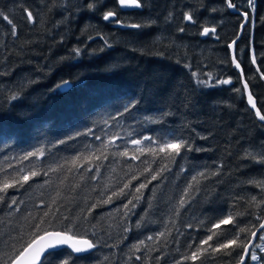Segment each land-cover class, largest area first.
<instances>
[{"label":"trees","instance_id":"1","mask_svg":"<svg viewBox=\"0 0 264 264\" xmlns=\"http://www.w3.org/2000/svg\"><path fill=\"white\" fill-rule=\"evenodd\" d=\"M141 3L123 11L117 0H0L15 25L13 35L0 17V181L37 172L0 193V264L41 219L40 234L70 227L96 245L58 249L43 264H236L264 220V121L229 47L247 13L236 59L264 115V0H232L240 12L227 0ZM108 11L140 27H114ZM205 27L216 31L203 38ZM170 139L186 143L179 155L158 152ZM261 237L264 229L246 264H264Z\"/></svg>","mask_w":264,"mask_h":264},{"label":"snow or ice","instance_id":"2","mask_svg":"<svg viewBox=\"0 0 264 264\" xmlns=\"http://www.w3.org/2000/svg\"><path fill=\"white\" fill-rule=\"evenodd\" d=\"M248 3L250 6H253V0H248ZM118 4L121 7H134V8H141L143 5L141 3V0H118ZM228 7L235 9L236 5L232 3V0H227ZM89 9H94L95 4L90 3L88 5ZM27 12L28 19H32V13L25 9ZM247 18L248 14H244ZM115 13L113 11H108L104 14L103 19L105 21L110 20V18H114ZM0 17L7 20L9 24H13L12 20L9 19L7 15H5L2 11H0ZM185 18L188 21H192L193 17L191 14H185ZM114 23H120V21H117L115 19L112 20ZM131 27H140V25H131ZM243 27V25H242ZM183 31V29H181ZM210 29L205 28L204 34H208ZM211 31H215V29H211ZM13 35H15V25L13 24ZM77 54H79V50H76ZM239 67V65H237ZM195 75V73H193ZM230 81H217V83H229ZM199 83L205 84L206 86H211L208 84V81H199ZM72 82L71 81H63L61 84L57 85L58 88H64V87H71ZM247 87V85H245ZM239 91V90H237ZM13 99H15V96H13ZM249 103L252 104V106L255 108V103H253L251 96H249ZM129 108L126 106L125 111H128ZM257 115L259 116V119L261 121H264V115H261L259 110H257ZM119 137H113L109 143H114L116 139ZM71 139V137H69ZM97 139H100V137H97ZM144 139L152 140L151 137H145ZM65 141L60 140L59 143H64ZM133 144L139 145L142 143L141 140L135 139L131 141ZM186 147V143L183 140H176V139H170L167 141L161 140L157 144V150L160 153H166L171 154L175 153L176 155L180 154L181 149ZM141 153H143V149L139 150ZM149 151H153V149L149 148ZM37 154L43 155L42 150H37L33 152H28L25 156V159H27L29 156H36ZM124 155H127V152L124 153ZM98 158V157H97ZM136 157H133L135 159ZM261 162H264V158H262ZM37 172L31 171L30 173H26L24 175L17 177H10L7 179H4L3 181H0V193L6 192L7 189L15 187L17 184H20L22 186L23 183H27L32 177L36 176ZM152 179H156V176L153 175ZM146 185L140 184L138 188H136V191L139 192L141 188H144ZM129 185L125 184L124 188H128ZM120 194H123V189L120 190ZM113 195H117V193H113ZM3 199V196H0V200ZM111 199V198H109ZM255 199V198H253ZM13 203H15V200H13ZM131 203V201H129ZM183 203V202H182ZM127 207V205H125ZM45 217L49 215V213L44 214ZM46 221L44 219H41L38 224L34 226V238L31 239V241L26 243V246L23 247V249L17 254L15 259L13 260L12 264H43V258H46L47 256H55L56 250L62 246H69L72 248V250L75 253H83L91 250L95 247V245L88 239L78 238L75 235H71V228H65L62 231H49L47 229H44L41 233V225H43ZM232 222V218L228 217L226 219H223L220 221L219 224L215 225V227L219 228L220 224H229ZM49 227H54V225L51 224V222H48ZM261 228H264V224L260 226ZM241 232L245 231V229L241 228ZM215 235V233H214ZM255 235V233H253ZM264 239V237H261ZM151 239V238H149ZM213 239L212 235H209L207 237V240L202 241L201 243L207 244L208 241H211ZM239 237L229 240L227 243H222L219 245V248H228L232 245L237 244ZM245 249H247L246 245H241ZM214 251L218 250L216 248L213 249ZM245 255H247V251H245ZM191 258L195 260L197 258V252H193ZM252 260H256L257 256L255 254L251 255ZM59 264H68L67 260H63L62 262H59ZM240 264H243V259H241Z\"/></svg>","mask_w":264,"mask_h":264},{"label":"water","instance_id":"3","mask_svg":"<svg viewBox=\"0 0 264 264\" xmlns=\"http://www.w3.org/2000/svg\"><path fill=\"white\" fill-rule=\"evenodd\" d=\"M117 1H118V0H117ZM118 5H119V4H118ZM119 8H120L121 10H123V11H130V10L142 9V7H141V8H134V7H121L120 5H119ZM231 10H233L234 12H240V11L237 10L236 8H235V9L231 8ZM244 14H245V13H243L244 21H243V23L241 24V27H240V30H239L238 36H237V37H236V38H235V39L229 44V47H230V51H231L232 61H233L234 65H235L236 67H237V65H239V67H237V69L239 70V72H240V73L242 74V76H243V86H244V89H245V93H246L247 101H248V103H249V96H251L253 103H255V108L252 106L251 103H249V105L255 110L256 113H257V110H259L260 114L262 115L260 109H259L258 106H257L256 98L253 96V94H252V92H251V90H250V87H249L247 81L244 80V75H243L242 66L240 65V63H239L238 60L236 59V43H237L238 39L241 37V35L243 34V31H244V28H245L246 24L249 22V17L247 16V18H246ZM115 18H116V15L114 16V18H110V20H108V21H112V20L115 19ZM187 21H188V20H187ZM188 22H192V21H188ZM131 25H134V24H124V23H122L121 21H120V23H114V22H113V26H114V27L121 28V29L134 28V27H131ZM242 25H243V27H242ZM205 28L210 29V31L208 32V34H209L210 32H215V31H216V29H215L214 27H205ZM205 28H204V29H205ZM204 29L202 30V37H203V38H205V37L208 36V34H204ZM211 29H215V31H211ZM245 85H247V87H245ZM68 88H69V87H64V88H60V89H61L62 91H65V90H67ZM258 117H259V116H258ZM262 224H264V220L261 222L260 226H261ZM260 226H259V227L253 232V233H255V235L252 234V237H251L250 241H249L248 244L246 245V246H247V249L244 250V252H243V254H242V257H241V259H243V264H246V263H247V260H248L250 254H251L252 248H253L254 244L256 243V241H257V238H258V236H259V233L264 229V228H261ZM51 231H61V230H51ZM76 237H78V238H83V239H88V240H90V241L92 242V240H91L90 238H88V237H82V236H76ZM92 243H93V242H92ZM93 244H94V243H93ZM94 245H95V244H94ZM61 248H68V249L71 250L74 254H76V255H81V254H86V253L92 252V251L96 248V245H95V247L92 248L91 250H89V251H87V252H83V253H75V252L72 250V248L69 247V246H62V247H60V248H58V249H61ZM58 249H57V250H58ZM245 251H247V255H245ZM14 259H15V258H14ZM14 259H13V260H14ZM43 259H44V258H43ZM241 259H240V261H241ZM13 260L10 262V264H12ZM240 261H239L238 263H236V264H240Z\"/></svg>","mask_w":264,"mask_h":264},{"label":"rangeland","instance_id":"4","mask_svg":"<svg viewBox=\"0 0 264 264\" xmlns=\"http://www.w3.org/2000/svg\"><path fill=\"white\" fill-rule=\"evenodd\" d=\"M170 4H171V3H170ZM171 5H173V3H172ZM257 248H259V247H256V248H255V250H256ZM255 250H254V251H252L251 255H252V254H255V253H254V252H255ZM255 255H256V254H255ZM256 256L258 257V255H256Z\"/></svg>","mask_w":264,"mask_h":264},{"label":"bare ground","instance_id":"5","mask_svg":"<svg viewBox=\"0 0 264 264\" xmlns=\"http://www.w3.org/2000/svg\"><path fill=\"white\" fill-rule=\"evenodd\" d=\"M191 43V42H190Z\"/></svg>","mask_w":264,"mask_h":264}]
</instances>
